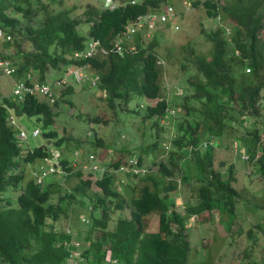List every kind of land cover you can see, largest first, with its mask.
I'll return each mask as SVG.
<instances>
[{
  "label": "trees",
  "instance_id": "16d2710c",
  "mask_svg": "<svg viewBox=\"0 0 264 264\" xmlns=\"http://www.w3.org/2000/svg\"><path fill=\"white\" fill-rule=\"evenodd\" d=\"M165 1L169 0H136V3L123 0L115 9L89 5L82 19L73 15L74 8L64 6V0H0V28L13 36L11 41L2 44L1 59L14 65L16 77L26 79L30 85L48 81L53 71L61 73L70 65H88L98 77L97 91L108 107L126 105L135 95L161 98L148 106L145 114V119L158 121L168 101L163 98L164 65L156 51L157 39L146 42L137 35L135 50L123 54L112 48L116 36L128 23ZM189 1L196 8L203 6L209 18L225 20L227 26L211 31L202 28L212 49L207 55L194 56L198 73L189 80L190 89L185 90L179 102L185 111L174 141L179 147L198 145L206 135L224 130L229 135H239L237 127L229 125L230 120L241 124L246 117H264V0ZM83 24L89 26L85 33L80 31ZM227 27L231 29L230 34ZM91 39L101 41L108 52L75 58V52L85 50ZM65 89L60 99L75 91L74 86ZM0 95V264H71L77 252L84 254L86 260L92 258L86 261L88 264H105V248H111L120 264H187L191 247L187 229L192 217L202 218L218 210L228 213L231 220L235 217L236 197L240 195L233 184L235 169L230 166L225 174L212 169V147L204 152L193 150L190 155L188 161L197 172V181L192 184L195 183L198 193L194 201L185 203L184 212L175 204L180 193H171L178 188L176 171L166 164H162V176L151 175L145 179L146 184L130 204L116 189L112 176L84 180V171L80 168L65 176L68 187L58 177H43L38 182L41 164L32 173L24 169L38 159L59 158L64 169L74 170L76 159L65 155L66 149L62 147L65 139L55 128V107L60 99L51 105L29 94L23 100H15L1 90ZM10 113L19 120L36 117L47 143L30 144L28 148L20 145L16 137L19 130L8 122ZM207 119L218 128L204 126ZM90 120L99 122L100 118ZM157 121L160 125L161 120ZM260 130L255 128L245 138L244 144L249 143V149L259 140ZM232 145L230 142L229 146ZM71 149L79 157H87L91 151L76 143ZM144 151L148 153L147 149ZM176 154L181 156L171 151V159ZM142 157L141 154V161ZM183 164L186 167V162L179 167L174 165L180 171ZM255 166L252 171L256 169L264 176L263 155ZM167 177L169 186L164 185ZM73 178L77 180L73 182ZM181 178L191 181L190 175ZM93 184L98 190L91 194L88 191L93 190ZM17 191L20 193L14 203ZM87 200L93 204L87 209L91 224L83 237L84 244H77L72 234L54 228L62 217L71 220L77 212L76 206L87 204ZM76 202L79 203L76 205ZM95 208H100L96 209L100 211L98 217L94 215ZM125 208L130 215H119L110 227L114 212ZM154 214L158 225L156 230H151L148 217ZM93 232H98V241Z\"/></svg>",
  "mask_w": 264,
  "mask_h": 264
},
{
  "label": "rangeland",
  "instance_id": "374dc122",
  "mask_svg": "<svg viewBox=\"0 0 264 264\" xmlns=\"http://www.w3.org/2000/svg\"><path fill=\"white\" fill-rule=\"evenodd\" d=\"M112 1L64 0V6L74 8L73 15L84 19V12L89 5L102 6L104 3L108 6ZM172 1L178 8L179 20L176 22L179 24V29L175 30L174 26L171 27L169 24L159 25L155 33L159 41L156 51L165 67L161 80L163 93L171 108L178 113L177 102L182 100V96L186 94L185 90L190 89L189 80L197 75L192 62L193 55H207L212 47L211 42L202 34L201 29L204 27L207 31H211L216 29L219 23L218 27L225 25V22L221 19L219 21V19L208 18L203 6L196 8L193 2L190 1L187 2L190 4L191 9L180 17L183 12L179 11L184 8V2L183 0ZM88 29L89 26L86 24L80 26L82 33H85ZM227 29L231 32L230 27ZM67 84L71 85L75 82L69 81ZM13 85L12 77L2 75L0 72V90L4 95L9 96L12 94ZM82 85L84 84L76 85L75 91L65 95L62 99H60L61 93L66 89H61L59 91L60 101L55 107V128L60 137L65 139L64 142L66 143L62 146L66 149L64 151L65 155L68 154L74 158L71 148L76 143L80 144L87 152L93 150L95 156L101 155L103 161L111 158L119 160L126 157L129 151H135L142 153L143 161L147 166L162 169V164H166L176 171V177L179 181L178 188L176 190L172 189L171 193L172 195L180 193L177 199L179 203L177 208L183 212L186 206L185 203L194 201L198 193L197 187L192 184L195 178V170L188 159L185 161L186 167L183 164L180 171L178 168L184 162V158L190 157L188 149L185 146H174L175 152L182 155L176 154L174 159L170 157L177 123L185 114V111H181L176 119L171 116L166 120H162L160 125H156L153 120L144 121L142 113L145 112L142 109L149 104H156L155 101L148 102L146 97L137 95L133 97L129 105L117 106L112 110L98 94V86H92V88L87 83L84 87ZM142 104L143 107L140 106ZM262 105L264 107V98L262 99ZM139 111L142 112L139 113ZM96 117L100 118L99 123L90 122V119ZM244 120V124H233L237 127L239 135L235 133L229 135L226 130L214 134L219 135L215 140L220 143V146L215 149L213 169H221L224 174L230 166H234L235 169L236 180L234 186L240 193L236 197V215L231 220L228 213L218 210L204 215L202 218L193 219L192 217L187 229L191 244L187 264H264V176L256 169L249 173L250 165L235 151L236 148H241V142L244 143L245 138H249V133L254 131L255 128L262 129L261 132L264 135V117L258 119L248 117ZM19 122L23 124L29 133L28 140L22 143L25 148H28L27 143L37 146L47 143V139L42 133L37 137L31 135V131L38 126L36 117L22 118ZM204 126L208 129L210 127L218 128L213 126V122L209 119L204 121ZM240 135H243V138ZM230 142H233L231 147L229 146ZM145 149L148 150V153L144 151ZM91 157H93L92 154L89 158ZM75 162L82 165L86 162V158L80 157ZM42 163H44V160L38 159L33 164L25 165L24 169L32 173ZM222 163H224V167H222ZM50 164L53 165L52 162ZM174 164H178V167ZM190 173L193 176L191 181L181 179L182 175H191ZM52 176H49L48 179H51ZM55 177L62 179L60 181H63L65 186H70L60 174H56ZM89 177H92L93 181L95 180L94 176L84 171V180ZM71 180L75 182L77 179L73 178ZM169 182V179H165L164 185L169 186ZM129 185L136 186V179L126 181L121 189L127 199L130 200V196L135 194V190L131 191ZM97 190V185L93 184V190L88 192L92 194ZM19 193L20 191L15 192L14 203H17ZM8 196L14 198L12 193H9ZM77 200H80V198L78 197ZM78 203L76 202V205ZM86 203L87 206L86 204L76 206L77 212L70 220L75 228L73 231L77 236L75 239L77 244L83 243V237L89 224V222H84L83 219L88 218L87 209L89 205L92 206L93 204L88 200ZM119 215L129 216L130 213L128 209L114 212L113 221L110 223L111 227ZM148 220L151 230L157 229V215L154 214V216L148 217ZM68 221L66 217H62L57 225L63 229ZM227 222L228 224H226ZM93 236L96 237V233ZM91 260L92 258H87V260L84 258V261L87 262Z\"/></svg>",
  "mask_w": 264,
  "mask_h": 264
},
{
  "label": "clouds",
  "instance_id": "9594fccd",
  "mask_svg": "<svg viewBox=\"0 0 264 264\" xmlns=\"http://www.w3.org/2000/svg\"><path fill=\"white\" fill-rule=\"evenodd\" d=\"M140 1L141 0H139V2ZM187 1H189V0H183V2H184V8L181 11H179V12H183V13L180 14V17H182L183 14H186L185 13L186 11H188V10L191 9L190 8V4ZM218 1L222 2L223 0H218ZM132 2L133 3H136V0H132ZM122 3H123V0H113L110 5L106 6L103 3V6L108 7L110 9H115V8L119 7ZM169 7H172L173 10L170 11L169 10ZM163 14H165L167 16L166 20H163L161 18V15H163ZM218 19L220 21L221 18H218ZM178 20H179V13H178L177 6L174 4V2L172 0L165 1V2H163L161 4L160 7L152 8L149 11H147V13H145L143 15H140L134 21H131L130 23H128L126 25L125 29L116 36V38L114 40V46H113L112 50H114V51H116V52H118L120 54H123L125 51L131 52V51L135 50L134 40H135V36H137V35H140L142 37V39L144 41H146V42H149V41H151V40H153L155 38L158 41L157 35L155 33L157 31L156 30L157 27L159 25L169 24L171 27L174 26V29L177 30V29H179V24H178V22H176ZM221 20H223V19H221ZM223 21L225 22V25L227 26L226 21L225 20H223ZM219 24H218V26H219ZM220 27H222V25H220ZM201 32L206 37V39L208 40L207 36L202 31V29H201ZM227 32H230L229 29H227ZM9 34H11V33H9ZM228 34H230V33H228ZM12 39H13V36H12ZM12 39H10L9 41H11ZM6 42H8V41H6ZM95 42H97V45L95 46L94 52L91 55H88V52H89V50L91 48V43H95ZM158 43H159V41H158ZM211 49H212V47H211ZM3 51L4 50H3V47H2V52ZM100 52L107 53L108 51L102 46L101 41H99L97 39H91V40L88 41L85 50L75 52L74 57L75 58H80V57L81 58H83V57L84 58H88V57H93V56L97 55ZM195 55H203V54H194L193 56H195ZM158 56H159V54H158ZM159 58H160V56H159ZM160 61H161V59H160ZM192 62H193V60H192ZM12 66L15 68L14 65H12ZM184 67H185V65H184ZM70 68L79 69L83 73V75H84L83 78L80 81H77L76 79H73V78H69L67 82L62 83L61 85H56V82L59 81V80H62L64 78L65 74L68 72V70ZM16 71H17V68H15V73L13 75H7V74H5L0 69V72H1L2 75L12 77V79H13V82H14L13 90H12V94L9 95V96H11L15 100L16 99L17 100H23L24 97H25V95H27L29 93L25 94L22 98H19V97H17L14 94V89H15L16 83L18 81H22V80L23 81H26V79H22V78L16 77ZM246 71L249 72L250 71V68L249 67L246 68ZM164 72H165V69H164ZM196 72H197V70H196ZM69 81H74L75 84H71V85L70 84H67ZM26 83H28V82L26 81ZM41 83L50 84V86L52 87L53 97L52 98L51 97H47V96L45 97V96H42V95H40L38 93L37 94H29V95L36 96L39 99L45 100L49 104L54 105L56 103V101L58 100V98H59V91L61 89L67 88L69 86H74V88H75V87H77L76 85H79V84H84V85H82V87H84L86 83L89 85V87L98 86L99 80H98L97 75H95L94 71L91 70L88 65H70V66L66 67L55 78H50V79H48V81L46 80L44 82H36V83L31 84V85L41 84ZM189 86H190V83H189ZM89 87H88V89H89ZM1 93H2V90H1ZM104 94H106V92H104ZM135 96H137V95H135ZM138 96H143V95H138ZM183 96H182V98H183ZM0 97H1V95H0ZM144 97H146V96H144ZM163 98H165L168 101V99L164 96V93H163ZM146 99L148 100V102L153 100V101H155L157 103L161 98L150 99V98H147L146 97ZM131 100L126 105H129L130 102H131ZM179 102L180 101H178L177 102V105H176V108L178 110V113H177V112H175V109L171 108V105H170V103L168 101V106H167V108L165 110L164 115L161 118L158 117V119L161 120L160 121V124H161L162 120H166V119H168L171 116H174L175 119H176L177 115L181 111H184L183 109H181L179 107ZM126 105L124 103L123 104H117L116 107L117 106H126ZM150 105H155V104H149L144 109H142L145 112L139 111V113H141V112L143 113V120L144 121L145 120H151V119H145V114H146L147 107L150 106ZM140 106L143 107V104L140 105ZM110 109L113 110L115 108H110ZM184 115H182V117L178 121L177 125L180 123V121L182 120V118H183ZM11 117H13L14 122H12ZM246 118H248V117H246ZM246 118H244V119H246ZM155 121H157V118H154V120H153L154 124L157 125V123H155ZM8 122L10 123V125H13L14 127H16L19 130V132H18V134H17L16 137H17V140L19 141V144L23 146L22 143L24 141L28 140L29 133L22 126V124L19 122V119H17V117L15 116L14 113H10ZM90 122H93V123H96L97 124L100 121L99 122H95V121H91L90 120ZM244 122H245V120L242 121L243 124H244ZM254 123H256V122L254 121ZM233 124H235V122L232 121V120H230L229 125H231V126L238 125L239 123H236L235 125H233ZM36 129L38 130V133H37V135H34L33 132ZM21 130H24L27 133V137L25 139H20L19 138V135H20ZM261 130H260V133H259V135H260L259 140L257 142H255L253 145H251L252 149H249V147H248V144L249 143L244 144L242 142H241V145H242L241 148L240 149H238V148L235 149L236 154L238 156H240L245 162H247L250 165L251 169H250V172L249 173L252 172V168L253 167H256L255 165H257V162L259 161L260 156L261 155L264 156V135H262ZM40 134H41V129L38 126L35 127L31 131V135L34 136V137H37ZM218 136L219 135H206L198 145L191 144L189 147H187V146H185V147L188 149L190 155L192 154V151L193 150L204 152V151H206L210 147H212L214 149V153H215L216 152L215 149H218L219 146H220V143L217 140H215ZM177 137L178 136H177V128H176V135H175L174 141L177 139ZM174 141H173V149H172V151L175 152V150H174L175 142ZM27 144H28V147L31 146L30 143H27ZM259 148H261L263 150L261 152H259L260 151ZM140 153L141 152H135V151L132 152L131 151V152L127 153V156L126 157H123L122 159L113 160L114 158H111V159H107L106 161H103L101 159V155L98 156L96 154L97 156H95L94 155L95 153L93 152V150H91L89 152V154H88L87 157H83V158H86V162H84V164H82L80 167H78V166L81 163H78L77 164L75 162L80 157L77 156V154H74V159H76V160L74 161L75 163H73L75 166L73 167L74 170L72 172L64 169L61 166V163H60V159L59 158H55L54 160L53 159H46V160L44 159V163H42V165H41L42 174L38 177V182H40V180L43 177L48 178L51 175H53L52 177H55L56 174H60L61 177L63 176L64 178L63 177L62 178L65 179V176H70L74 171H76L77 169L80 168L83 171H87L91 176H94L95 177V180L98 179V178L102 179L105 176H112V181H113L116 189L118 191H120L121 193H123L121 191V189L123 188V186L126 183V181L128 182L129 180L136 179V186L129 185V186H131V188H130L131 191H134L135 190V194H133V195L130 196V200L127 199L126 195L123 193L124 196H125V198H126V200H127V202L130 204L131 199L134 196H136V194L139 192V189L143 185L146 184L145 179H147L149 177H152L153 175L162 176L161 169H155L154 167L149 166V165L147 166L144 163V161H143V157H142V161L140 160V155L142 154V153L141 154ZM91 154H92L93 157L89 158ZM180 155H182V154H180ZM213 157H214V154H213ZM189 158L190 157L184 158V162L187 159L189 160ZM51 162H52L53 165L50 164ZM116 162H119L118 165H115ZM192 167H193V165H192ZM222 167H224V163H222ZM51 168H53V170H51ZM212 169H213V166H212ZM216 171H221V169L220 170H216ZM194 174H195L194 175L195 178H194L193 181H197V172H194ZM90 178H92V177H90ZM190 178H191V180L193 179L192 174L190 175ZM167 179H170V178L167 177ZM233 184H234V182H233ZM194 186H195V183H194ZM175 204H176V207L179 205L178 202L175 203ZM86 206H87V204H86ZM92 207H93V205L90 206V208H92ZM96 209H100V208H95V210H94L95 217H98V215L100 214V211H97ZM125 209H128V208H125ZM184 209H185V207H184ZM200 217L201 216H194L193 219L200 218ZM66 219L69 220V221H68V224L65 226V228L61 229L59 226H56L54 229L63 230L65 232L69 233V234H72V236H74L76 238L75 233L73 231V230H75V228L73 227V224L71 223V221H70L69 218H66ZM83 221L86 222V223L89 222L88 226L91 224V222H90L91 220H89V219L88 220L87 219H83ZM94 233H96V235H98V232H93V234ZM94 239H95V241H98L99 237L96 236V237H94ZM105 250H106V254L103 257L105 264H120V260L118 258L114 257L111 248H107V249L105 248ZM84 258H85V255L84 254H81L80 252H77L76 253V258H74V259H76L79 264H88L86 261H84ZM6 264H13V263H6Z\"/></svg>",
  "mask_w": 264,
  "mask_h": 264
},
{
  "label": "built area",
  "instance_id": "2783aa9c",
  "mask_svg": "<svg viewBox=\"0 0 264 264\" xmlns=\"http://www.w3.org/2000/svg\"><path fill=\"white\" fill-rule=\"evenodd\" d=\"M169 10L172 11L173 8L169 7ZM161 18L163 20H166L167 16L165 14L161 15ZM12 39V35L4 31L3 29L0 28V69L7 75H13L15 73V68L12 66L10 62H7L3 59H1V53H2V44L6 41H9ZM97 45V42L91 43V48L88 52V55H91L94 52L95 46ZM83 73L79 69L75 68H70L68 72L65 74L64 78L62 80H59L56 82V85H61L62 83H65L68 81L69 78L76 79L77 81H80L83 78ZM40 94L42 96H47V97H53L52 93V87L50 84H35V85H29L26 83V81H18L16 83L15 89H14V94L22 98L25 94ZM12 122H14L13 117H11ZM38 130L36 129L33 134L37 135ZM27 137V133L24 130H21L19 138L20 139H25ZM259 152H261L263 149L259 148ZM53 170V168H51ZM71 264H79L76 259H71Z\"/></svg>",
  "mask_w": 264,
  "mask_h": 264
},
{
  "label": "crops",
  "instance_id": "0c3cea01",
  "mask_svg": "<svg viewBox=\"0 0 264 264\" xmlns=\"http://www.w3.org/2000/svg\"><path fill=\"white\" fill-rule=\"evenodd\" d=\"M60 73H57V72H55V71H53L52 73H51V78H55L56 76H58Z\"/></svg>",
  "mask_w": 264,
  "mask_h": 264
}]
</instances>
